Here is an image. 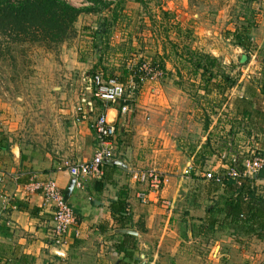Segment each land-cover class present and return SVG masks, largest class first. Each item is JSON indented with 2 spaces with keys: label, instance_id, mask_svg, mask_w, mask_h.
Returning <instances> with one entry per match:
<instances>
[{
  "label": "rangeland",
  "instance_id": "374dc122",
  "mask_svg": "<svg viewBox=\"0 0 264 264\" xmlns=\"http://www.w3.org/2000/svg\"><path fill=\"white\" fill-rule=\"evenodd\" d=\"M21 1L9 3L16 5ZM99 1L109 5L60 0L82 11L61 43L45 44L39 33L38 41H32L18 33L13 24L6 25L10 21L3 23L6 27H0V130L14 135V145L60 160V168L69 163L62 157L70 153L68 150L77 144L78 137H83L74 120L81 118L77 107L84 96V74L116 79L135 87L131 101L126 103L125 117L152 120L150 131L156 141L147 143L151 163L137 169L161 171L169 186L170 178L183 176L187 161L181 138L186 139L189 134L194 145L202 147L204 125L216 118L225 120L233 108L229 105L244 98L250 86L257 85L258 74L264 71V0ZM241 28L246 29L251 42L247 51L234 46L227 36L228 32L242 31ZM186 48L217 58L224 72L235 80L234 85L221 86L220 92L219 83L215 82L210 94L205 95L200 78L190 72L180 56ZM153 64L160 65L162 79L139 84V68ZM122 105L116 108L121 109ZM248 156L246 159L251 157ZM184 209L177 208L167 223L170 236H166V241L178 251L173 262L168 260L165 264H221L212 248L227 245L221 242L227 236L210 231L205 235V226L197 220L203 212L193 211L189 217L184 216ZM166 218L162 215V222H156L154 229L163 227ZM215 228L222 230L220 226ZM157 231L147 238V243L157 242L161 235ZM240 243L242 248L238 251L247 255L254 253L259 244L253 238ZM152 251L139 261L152 262ZM156 263L163 264L159 258Z\"/></svg>",
  "mask_w": 264,
  "mask_h": 264
},
{
  "label": "crops",
  "instance_id": "0c3cea01",
  "mask_svg": "<svg viewBox=\"0 0 264 264\" xmlns=\"http://www.w3.org/2000/svg\"><path fill=\"white\" fill-rule=\"evenodd\" d=\"M84 75H87V72ZM251 93L256 102L251 107L249 118H243L240 114L241 105L233 102V105H229V108L233 106L229 110L231 114L228 117L224 116L225 120L219 121V118H216L204 128L202 147L194 145L196 143L192 142L189 134L186 135V139L181 138V141L185 142L182 145L185 148L182 149L188 153L183 171L190 167V175L170 178L169 186L166 183L168 178L165 179L159 199L145 205L136 199V194L144 187L134 183L129 172L151 163L152 156L147 151V143L156 141L155 134L150 131L153 125L149 122L152 120L146 122L138 116L132 119L133 115H129L127 119L126 113L116 108L120 104L106 106L94 101L95 115L106 114L108 121L117 130L115 141L117 149L113 160L122 161L125 168L105 164L100 178L83 180L81 189L73 187L66 203L74 213L77 226L73 227V231L66 239L67 246L62 250L64 253L62 257L54 255L53 247L48 241L50 210L43 206L44 199L40 194L26 192L25 188L34 182L53 180L64 198V192L70 188L72 177L66 170H59L60 160L57 161L45 152L31 151L19 144L14 145L15 137H12L14 135H7L0 130V264L14 261L20 255L33 257L35 260L33 264H159L156 263L158 258L163 264L168 260L173 262L172 259L178 250L172 249L166 241V236H170L167 233V223L172 214L177 213L176 209L182 206L185 207L184 216L192 217L193 211L203 212L197 220L205 226V235H209L207 232L210 231L219 233L221 237H228L224 238L225 240L221 239V242L227 245L218 244L212 248L213 252H217L216 258L219 263L264 264V241H259L255 237H238L235 241L231 238L229 230L210 229L207 225L206 219L212 215V209L222 208L232 194L226 186L220 188L202 177L205 171L214 170L221 173L224 170L227 162L219 160L222 151H226L229 157L231 154L236 155L240 162L252 153L264 157V112L254 110L257 103L260 106L257 105L258 108L264 110V97L261 96L257 85L253 87ZM94 119L95 116H91L87 121L81 118L74 120L83 137H78L77 144L68 150L69 157H65L67 155L62 157L69 160L70 164L92 159L97 147L95 134L90 128ZM14 146L18 147L16 156L11 152ZM82 150L84 151L80 154ZM194 158L196 159L193 161ZM106 166L111 168L106 169ZM253 186L255 196L264 200V179L254 181ZM121 193L127 194L126 211L130 216L128 229H121L113 221L109 210L110 202L117 201ZM167 208L168 212L165 211ZM162 215L167 216L165 225L157 231L154 228L156 222L159 224L162 222ZM76 229L81 232L79 238L73 235ZM119 230L136 232V235H130L136 239V249L133 251L136 263L128 262L124 259L123 253H118L117 247L122 243L123 236L117 233ZM155 231L161 235L157 242L151 245L147 243V238L152 237ZM192 232L195 236V230ZM251 238L259 243L254 253L247 255L245 251L239 252L238 250L242 248L240 241ZM147 247L152 249L143 251ZM151 250L155 253L153 261L149 263L146 259V262L141 263L139 260L149 256Z\"/></svg>",
  "mask_w": 264,
  "mask_h": 264
},
{
  "label": "trees",
  "instance_id": "16d2710c",
  "mask_svg": "<svg viewBox=\"0 0 264 264\" xmlns=\"http://www.w3.org/2000/svg\"><path fill=\"white\" fill-rule=\"evenodd\" d=\"M89 1L94 6L107 7L109 5L99 0ZM136 1L142 3V0ZM81 12L60 2V0H23L16 5L10 4L9 0H0V27L13 24L18 28V33L27 38L30 37L32 41H38L39 33V35H43L41 38H44L42 41H45V44L61 43L68 37L69 28L72 27V24ZM7 20L10 22L4 25L3 23ZM241 29L242 31L235 30L228 32L227 36L234 46L247 51L251 47V42L247 36L246 29ZM34 30L37 32H33ZM180 56L183 57L185 63L190 67V72L200 78V86L205 95L210 94L211 84L218 82L217 86L220 92H223L221 86H228L229 88L234 85L235 80L224 72L221 62L217 58L209 54L192 51L188 48ZM256 84L260 88L261 96L264 97V71L260 74L258 83ZM252 91L253 87H249L246 90L244 98L241 97L235 101L237 105H241L240 114L243 118L250 117L251 107L256 102L255 98L252 97ZM257 105L259 106V103ZM257 105L254 107V110L264 112ZM204 126V128H207V124ZM108 168L111 167L106 166V169ZM260 179H264V167L259 171L254 180L244 181L240 188H236L231 180L225 181L224 187L226 186L232 195L222 208L215 207L212 209V215L209 219H206L210 229L216 226H220V229H227L231 232L230 236L235 241L238 240V237H255L259 241H264V200L255 196L253 186L254 181ZM126 198L127 194L121 193L119 199L110 202L109 205L112 219L121 229L130 228V216L126 211ZM135 246V237L123 235L122 243L117 247V251L118 253H123L124 259L128 262L136 263L137 259H134L133 252L136 249ZM34 261L33 257L20 255L18 259L9 261L7 264H33Z\"/></svg>",
  "mask_w": 264,
  "mask_h": 264
},
{
  "label": "built area",
  "instance_id": "2783aa9c",
  "mask_svg": "<svg viewBox=\"0 0 264 264\" xmlns=\"http://www.w3.org/2000/svg\"><path fill=\"white\" fill-rule=\"evenodd\" d=\"M141 76L138 78L139 84L143 85L148 82H156L162 79L163 72L159 64L142 65L139 68ZM135 87L126 86L116 79H103L100 74L86 75L84 80V96L80 101L77 111L81 119L87 121L91 116H95L90 128L94 132L97 147L90 161L76 164L65 163L59 170H66L75 181V188L81 189L82 182L85 179H98L102 176V168L106 160H113L116 153V134L114 125H112L106 114L95 115L94 101H98L106 106L123 104L121 112L128 111L127 102L133 97ZM219 160L227 162L224 170L217 173L209 170L203 173V179L212 182L214 185L222 188L225 181H233L236 188H240L244 181L254 180L259 171L264 167V157L257 154H251L249 159L242 162L239 158L231 154H222ZM191 173L190 167L183 171V176L187 177ZM130 178L134 183H138L144 189L136 194L138 201L145 205L153 200L159 199L165 184L164 173L154 170H132L129 172ZM26 192L38 193L42 196L43 206L50 210L51 220L48 229V241L53 248L60 250L67 246V237L77 226L74 213L67 205L63 195L53 180L34 182L25 188ZM1 223V222H0ZM75 238L81 236L79 229L74 230Z\"/></svg>",
  "mask_w": 264,
  "mask_h": 264
},
{
  "label": "water",
  "instance_id": "95a60500",
  "mask_svg": "<svg viewBox=\"0 0 264 264\" xmlns=\"http://www.w3.org/2000/svg\"><path fill=\"white\" fill-rule=\"evenodd\" d=\"M88 75H89V74L87 73V76H88ZM11 152H12L13 155L16 156L17 153H18V147H17V146H14V147L12 148ZM105 163H106V164H109V165H113V166H118V167H121V168H125V164H124L122 161H120V160H106ZM74 184H75V181H74V179L72 178V182H71V184H70V188H69L66 192H64V200H65V201L67 200V198H68V196H69L71 190L73 189ZM117 233H119V234H123V235H136V232L131 231V230H119V231H117ZM53 250H54V255H56V256H58V257H62L63 254H64L63 251L60 250V249L53 248Z\"/></svg>",
  "mask_w": 264,
  "mask_h": 264
}]
</instances>
